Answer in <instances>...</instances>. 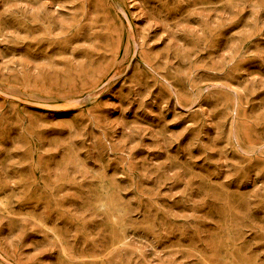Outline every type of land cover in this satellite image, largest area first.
<instances>
[{"label": "rangeland", "instance_id": "374dc122", "mask_svg": "<svg viewBox=\"0 0 264 264\" xmlns=\"http://www.w3.org/2000/svg\"><path fill=\"white\" fill-rule=\"evenodd\" d=\"M0 264H264V0H0Z\"/></svg>", "mask_w": 264, "mask_h": 264}, {"label": "bare ground", "instance_id": "6f19581e", "mask_svg": "<svg viewBox=\"0 0 264 264\" xmlns=\"http://www.w3.org/2000/svg\"><path fill=\"white\" fill-rule=\"evenodd\" d=\"M124 243V242H123Z\"/></svg>", "mask_w": 264, "mask_h": 264}]
</instances>
